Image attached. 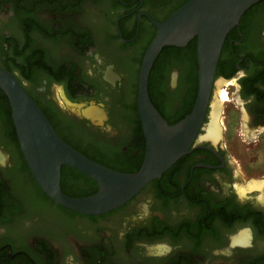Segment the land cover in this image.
Listing matches in <instances>:
<instances>
[{
    "label": "flooded vegetation",
    "instance_id": "flooded-vegetation-1",
    "mask_svg": "<svg viewBox=\"0 0 264 264\" xmlns=\"http://www.w3.org/2000/svg\"><path fill=\"white\" fill-rule=\"evenodd\" d=\"M188 1L0 0V66L15 75L70 146L131 173L146 152L138 81L136 94H129L131 69L138 63L140 73L154 23ZM95 5L109 7L96 28L90 12ZM185 54L165 57L151 84L171 124L191 112V71L183 68L175 96L166 86L173 59L188 60ZM216 80L220 92L191 152L109 213L86 216L57 205L23 153L20 164L8 156L6 166V157L0 159V264H63L67 247L84 264H116L123 246H130L128 256L144 247L128 264H264V0L227 36ZM55 86L62 88L59 97ZM214 105L218 136L212 140ZM6 115L0 100V121L14 136ZM61 186L74 198L98 191L93 179L70 167L62 169Z\"/></svg>",
    "mask_w": 264,
    "mask_h": 264
},
{
    "label": "water",
    "instance_id": "water-1",
    "mask_svg": "<svg viewBox=\"0 0 264 264\" xmlns=\"http://www.w3.org/2000/svg\"><path fill=\"white\" fill-rule=\"evenodd\" d=\"M261 1L189 0L165 21L154 23L156 34L144 54L138 79V110L146 152L141 168L134 173L107 168L70 146L15 75L0 66V90L9 101L21 151L42 191L70 211L98 216L122 207L150 183L161 179L201 138L227 36L243 15ZM195 38L197 98L190 114L170 124L152 102L150 75L165 48H184ZM109 72H113V67ZM65 166L93 179L98 191L87 197L68 196L61 186Z\"/></svg>",
    "mask_w": 264,
    "mask_h": 264
},
{
    "label": "rangeland",
    "instance_id": "rangeland-1",
    "mask_svg": "<svg viewBox=\"0 0 264 264\" xmlns=\"http://www.w3.org/2000/svg\"><path fill=\"white\" fill-rule=\"evenodd\" d=\"M108 10H109V7H105L103 5L102 6H98V5L93 6L91 11H90L92 13V15L94 16L91 19V22L93 23L92 26H94L96 28L98 26L97 21L98 20L100 21V19L104 18L105 13ZM96 23H97V25H95ZM137 66H138V63L136 64V66H134L131 69V77H130L131 78L130 79L131 80V84H130L131 87H130V93L129 94L130 95L133 94V96H134V94H136V91H137V81H138V74H139ZM185 67H187L191 71V73H193V61L190 58L188 60L187 59L183 60L180 58H174L173 59L172 65L170 66V69H169V79H168V82H166V86L169 89V91L171 92L172 96H175V94L178 93V87L180 86L178 80L181 78L182 70ZM120 69L122 71H124L122 66L120 67ZM177 73H178V75H177L178 77H176ZM173 75H174V78H172ZM219 84L220 83L218 81V83L215 87L214 93H213V100H212L213 103L212 104H214L216 102L215 101L216 96L220 92V89H219L220 85ZM224 89H227V88L224 87ZM61 92H62L61 87H59V86L54 87V94L56 95V97L57 96L59 97ZM229 97H231V95ZM225 104L228 105L229 103L226 102ZM169 116L171 118L174 117V115L172 113ZM0 133H1L0 134V149H1L0 150V159H2L3 157H6V159L4 161V165H6V166L8 164V160L10 158H14L15 161H17V163L20 164L21 154H20V151H19V148H18V145L15 141L14 136L12 134H11L12 137L9 136V132L6 128V121H3V120L0 121ZM246 149H247L246 147L240 148L241 151H245ZM231 150L233 152H235L234 147ZM8 156L10 158H8ZM27 193H26V195H27ZM35 206H37L36 203H35ZM128 248L131 250L130 246H128ZM165 248H166L165 246H163L161 249H155V250H153L152 248H148V249H146L145 252L147 255H150L151 253H154V251H156V252L164 251ZM143 249H144V247L139 248V249H134L131 251L132 252L131 255L128 256V255H126V252H129L130 250L128 251L127 247L123 246L117 250L116 255H114V257H115L114 260H115L116 264H128L132 258H135V259L139 258L141 256V253H143ZM70 258L72 260L76 261L78 264H84L83 258H81L80 254L75 252L71 247L70 248L67 247L66 250L64 251V254H63V264H70L69 263ZM148 261L154 262L153 260H148Z\"/></svg>",
    "mask_w": 264,
    "mask_h": 264
},
{
    "label": "trees",
    "instance_id": "trees-1",
    "mask_svg": "<svg viewBox=\"0 0 264 264\" xmlns=\"http://www.w3.org/2000/svg\"><path fill=\"white\" fill-rule=\"evenodd\" d=\"M186 53L185 55L190 58L193 61V77L192 79L194 80V87L191 93V96L189 97V99L187 100V112L189 113L195 103V99L198 93V84H199V80H198V58H197V39L195 38L194 40H192L186 47L184 48H177V47H168L165 48L161 55L159 56L158 60L155 63V66L151 72L150 75V84H149V92H150V96L152 99V102L154 103V105L156 106V108L159 110V112L165 116L164 114V107L162 106V104H160V102L155 99L152 95V88H154V86L152 84V81L156 78V75L158 74V72H156V70L158 69V67L161 65L162 60H164L165 57H169V56H180L182 53ZM184 55V56H185ZM0 100H3L4 103L6 104L7 107V118L8 120H10L12 126H13V134L15 137V141L17 143V145L19 146V142L17 139V135H16V130H15V126L12 120V113H11V108H10V104L9 101L7 99V97L5 96V94L0 90ZM187 115V114H186ZM186 115H182L180 117V119L178 121H180L181 119H183ZM170 123V122H169ZM171 124V123H170ZM21 156H22V152H20ZM65 169L67 167H64ZM139 169L137 168L135 171H132L131 173L137 172Z\"/></svg>",
    "mask_w": 264,
    "mask_h": 264
},
{
    "label": "bare ground",
    "instance_id": "bare-ground-1",
    "mask_svg": "<svg viewBox=\"0 0 264 264\" xmlns=\"http://www.w3.org/2000/svg\"><path fill=\"white\" fill-rule=\"evenodd\" d=\"M222 95H223V97H226V94L225 93H223ZM216 114H217V109H216V105H214L213 121H212L211 126L208 129V131H209L208 138H210L212 140H215L216 139V135L218 136L217 126H216V122H215Z\"/></svg>",
    "mask_w": 264,
    "mask_h": 264
}]
</instances>
